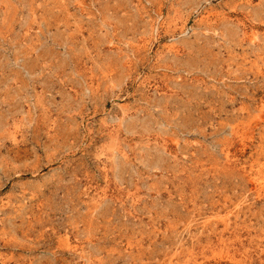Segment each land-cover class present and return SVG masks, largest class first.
Here are the masks:
<instances>
[{
    "label": "rangeland",
    "instance_id": "obj_1",
    "mask_svg": "<svg viewBox=\"0 0 264 264\" xmlns=\"http://www.w3.org/2000/svg\"><path fill=\"white\" fill-rule=\"evenodd\" d=\"M0 264H264V0H0Z\"/></svg>",
    "mask_w": 264,
    "mask_h": 264
},
{
    "label": "bare ground",
    "instance_id": "obj_2",
    "mask_svg": "<svg viewBox=\"0 0 264 264\" xmlns=\"http://www.w3.org/2000/svg\"><path fill=\"white\" fill-rule=\"evenodd\" d=\"M251 37H252V36H251ZM254 37H255V36H254ZM251 41H253V40H251ZM224 243H225V242H224ZM227 245H228V244H227ZM224 246H225V245H224ZM229 246H230V245H229ZM229 246H228V247H229ZM220 249H221V248H220ZM220 249H219V250H220ZM223 250H224V248H223ZM229 250H230V249H229ZM221 251H222V250H221ZM221 251H220V252H221ZM231 253H232V252H230V254H231ZM223 254H224V252H223ZM225 254H227V253H225ZM219 255H220V254H219ZM220 256H221V255H220ZM228 257H229V256H228ZM233 259H234V258H233ZM232 262H233V261H232ZM239 262H240V261H239ZM235 263H237V262H235ZM240 263H241V262H240Z\"/></svg>",
    "mask_w": 264,
    "mask_h": 264
}]
</instances>
